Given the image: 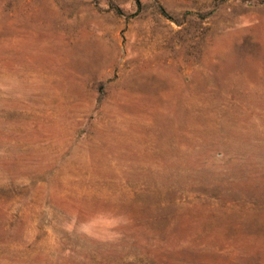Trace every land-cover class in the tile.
I'll return each instance as SVG.
<instances>
[{
	"label": "rangeland",
	"instance_id": "rangeland-1",
	"mask_svg": "<svg viewBox=\"0 0 264 264\" xmlns=\"http://www.w3.org/2000/svg\"><path fill=\"white\" fill-rule=\"evenodd\" d=\"M0 264H264V0H0Z\"/></svg>",
	"mask_w": 264,
	"mask_h": 264
}]
</instances>
